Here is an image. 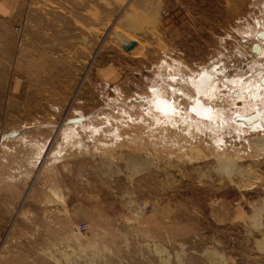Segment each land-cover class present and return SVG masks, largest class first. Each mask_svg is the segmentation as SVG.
I'll return each instance as SVG.
<instances>
[{"label": "rangeland", "instance_id": "1", "mask_svg": "<svg viewBox=\"0 0 264 264\" xmlns=\"http://www.w3.org/2000/svg\"><path fill=\"white\" fill-rule=\"evenodd\" d=\"M263 33L264 0H0V264H264Z\"/></svg>", "mask_w": 264, "mask_h": 264}, {"label": "bare ground", "instance_id": "2", "mask_svg": "<svg viewBox=\"0 0 264 264\" xmlns=\"http://www.w3.org/2000/svg\"><path fill=\"white\" fill-rule=\"evenodd\" d=\"M263 36H264V33H263ZM256 51L261 52L262 48L258 47L256 49ZM235 82H237V81H234V83ZM202 85H204V84H202ZM238 118H239V123L246 125L247 127L252 126V127H255L256 129L257 128L258 129H264V108L255 110L254 113L248 117L238 116Z\"/></svg>", "mask_w": 264, "mask_h": 264}, {"label": "built area", "instance_id": "3", "mask_svg": "<svg viewBox=\"0 0 264 264\" xmlns=\"http://www.w3.org/2000/svg\"><path fill=\"white\" fill-rule=\"evenodd\" d=\"M86 228H87L86 226H80L79 229H78V231L79 232H83Z\"/></svg>", "mask_w": 264, "mask_h": 264}, {"label": "water", "instance_id": "4", "mask_svg": "<svg viewBox=\"0 0 264 264\" xmlns=\"http://www.w3.org/2000/svg\"><path fill=\"white\" fill-rule=\"evenodd\" d=\"M133 47H134V44H132V45H131V48H133ZM70 122H72V123H73L74 121H70Z\"/></svg>", "mask_w": 264, "mask_h": 264}]
</instances>
